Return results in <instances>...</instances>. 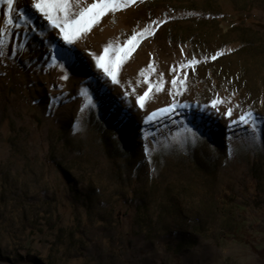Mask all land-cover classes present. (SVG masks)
Returning a JSON list of instances; mask_svg holds the SVG:
<instances>
[{
	"label": "rangeland",
	"instance_id": "374dc122",
	"mask_svg": "<svg viewBox=\"0 0 264 264\" xmlns=\"http://www.w3.org/2000/svg\"><path fill=\"white\" fill-rule=\"evenodd\" d=\"M31 4L0 0V264H264V0L109 3L70 58Z\"/></svg>",
	"mask_w": 264,
	"mask_h": 264
},
{
	"label": "snow or ice",
	"instance_id": "6c2138e0",
	"mask_svg": "<svg viewBox=\"0 0 264 264\" xmlns=\"http://www.w3.org/2000/svg\"><path fill=\"white\" fill-rule=\"evenodd\" d=\"M2 2L6 3L9 9H12L14 0H2ZM70 0H32L31 6L35 8L37 12H39L50 24L52 28L59 29L60 34L62 35V39L64 40L65 44L69 47L63 50L60 55L64 57L70 58L73 54V45L75 34L81 30L82 23L85 21L87 17L88 23H91L97 20L100 16L106 15V5L116 4V3H124L125 6L135 4L137 0H92V3L89 7L80 11L77 15L73 16L68 13L67 5L69 4ZM110 11V10H109ZM65 13L64 18H60V13ZM53 13H56L54 15ZM12 22L11 20L9 21ZM156 23V22H154ZM134 39V37H133ZM2 43V41H0ZM108 49L105 48L104 52L107 53ZM131 51V49H130ZM91 55V53H90ZM213 59L216 56L212 57ZM97 66L102 69L105 73H107L114 83L117 82L115 72L105 63V56L101 55L97 59ZM183 67V65L181 66ZM175 69H173L174 71ZM173 85L177 83L175 79L171 81ZM152 92L151 85L143 92V95L138 96L137 104L143 108L145 101L149 97V94ZM218 101H213L212 106L216 107ZM171 105L168 108L158 109L159 112H167L171 109ZM229 117L232 116V109L229 108L226 113ZM248 115H251L249 113ZM156 116V113L153 112L148 116L149 121H153V118ZM240 122H246L247 117L245 115H241L239 117Z\"/></svg>",
	"mask_w": 264,
	"mask_h": 264
},
{
	"label": "trees",
	"instance_id": "16d2710c",
	"mask_svg": "<svg viewBox=\"0 0 264 264\" xmlns=\"http://www.w3.org/2000/svg\"><path fill=\"white\" fill-rule=\"evenodd\" d=\"M236 21H237V22H247V23H249L250 25L257 26V27H264V23H262V22H256V21H254V20H250V19L246 20V19H245L244 17H242V16H238V17H236Z\"/></svg>",
	"mask_w": 264,
	"mask_h": 264
}]
</instances>
